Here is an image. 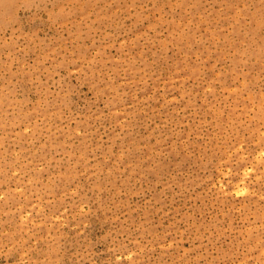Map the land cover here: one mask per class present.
I'll list each match as a JSON object with an SVG mask.
<instances>
[{
  "label": "rangeland",
  "instance_id": "rangeland-1",
  "mask_svg": "<svg viewBox=\"0 0 264 264\" xmlns=\"http://www.w3.org/2000/svg\"><path fill=\"white\" fill-rule=\"evenodd\" d=\"M0 264H264V0H0Z\"/></svg>",
  "mask_w": 264,
  "mask_h": 264
}]
</instances>
